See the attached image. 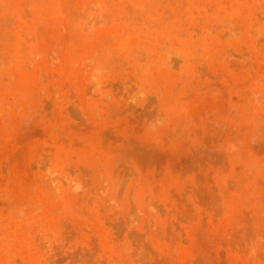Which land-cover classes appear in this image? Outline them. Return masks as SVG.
I'll return each instance as SVG.
<instances>
[{
	"label": "rangeland",
	"instance_id": "obj_1",
	"mask_svg": "<svg viewBox=\"0 0 264 264\" xmlns=\"http://www.w3.org/2000/svg\"><path fill=\"white\" fill-rule=\"evenodd\" d=\"M0 264H264V0H0Z\"/></svg>",
	"mask_w": 264,
	"mask_h": 264
}]
</instances>
